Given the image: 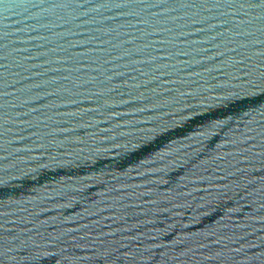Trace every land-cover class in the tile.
<instances>
[{
    "label": "water",
    "instance_id": "obj_1",
    "mask_svg": "<svg viewBox=\"0 0 264 264\" xmlns=\"http://www.w3.org/2000/svg\"><path fill=\"white\" fill-rule=\"evenodd\" d=\"M0 264H264V0H0Z\"/></svg>",
    "mask_w": 264,
    "mask_h": 264
}]
</instances>
